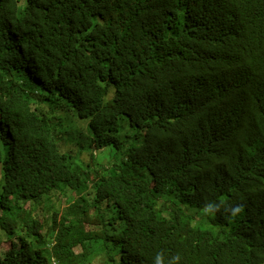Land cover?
Returning <instances> with one entry per match:
<instances>
[{"label":"trees","instance_id":"trees-1","mask_svg":"<svg viewBox=\"0 0 264 264\" xmlns=\"http://www.w3.org/2000/svg\"><path fill=\"white\" fill-rule=\"evenodd\" d=\"M0 232V264H264V0H0Z\"/></svg>","mask_w":264,"mask_h":264},{"label":"rangeland","instance_id":"rangeland-1","mask_svg":"<svg viewBox=\"0 0 264 264\" xmlns=\"http://www.w3.org/2000/svg\"><path fill=\"white\" fill-rule=\"evenodd\" d=\"M154 50V45L151 46L150 51L152 52ZM103 103V99H100V104ZM61 122L62 124L59 122V120L54 121L55 126L61 131L60 132H55L57 138L59 140H63V138H66V141H64V145L66 147H70V145L74 144L73 140H71V138H73L74 136L78 135L76 134V131H79L81 134H84L86 132V129L84 127V125L82 123H80L79 121H77L75 118L72 117V115L70 113L65 114L63 113V115H61ZM124 127L123 130V136L126 137L127 134H129V126L125 123L124 125H122V128ZM80 134V135H81ZM87 134V133H86ZM84 134V135H86ZM118 149H114V150H101L98 152L95 151L96 150H92L90 144H86V150L85 153L83 154L84 157V161H90V154H88L87 152H93L94 154L97 155L99 157L100 161H103L105 164H117L120 163V158H121V152L119 150L118 153H115V151ZM150 185L151 187H156L159 186V182L155 179V178H150ZM134 188L140 192H142V194L144 195H148L149 191L144 188V187H140V186H134ZM9 199L12 198V193L8 194ZM60 197V201L56 202L58 204V206L60 207L61 204V208L60 210H64L65 207H67L68 203V199L70 198V201L74 200L77 198V192L74 191L73 189H70L67 187V194L65 193H61L59 195ZM52 213H50L49 210H44L43 211V219L44 218H48L49 216H51ZM93 221V224H96L98 222V219L95 217ZM204 227H210L211 224L209 223H205L203 224ZM0 237L3 239V249H2V253L4 254L6 252V250L10 249L13 245V241L8 239L4 234H1L0 232ZM76 251H80V247L76 248ZM63 263L65 262V259H62Z\"/></svg>","mask_w":264,"mask_h":264},{"label":"clouds","instance_id":"clouds-1","mask_svg":"<svg viewBox=\"0 0 264 264\" xmlns=\"http://www.w3.org/2000/svg\"><path fill=\"white\" fill-rule=\"evenodd\" d=\"M222 205H224L226 213L230 214L232 217L239 215L244 210L243 205H226L224 201H220L219 203H206L201 211L204 215H214L221 211ZM180 259L181 257L177 254L166 260L163 252H158L154 258V264H180Z\"/></svg>","mask_w":264,"mask_h":264},{"label":"built area","instance_id":"built-area-1","mask_svg":"<svg viewBox=\"0 0 264 264\" xmlns=\"http://www.w3.org/2000/svg\"><path fill=\"white\" fill-rule=\"evenodd\" d=\"M52 264H59V262L54 260Z\"/></svg>","mask_w":264,"mask_h":264}]
</instances>
